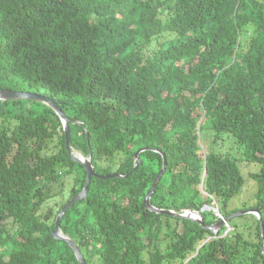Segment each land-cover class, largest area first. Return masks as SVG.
Wrapping results in <instances>:
<instances>
[{
    "label": "trees",
    "instance_id": "1",
    "mask_svg": "<svg viewBox=\"0 0 264 264\" xmlns=\"http://www.w3.org/2000/svg\"><path fill=\"white\" fill-rule=\"evenodd\" d=\"M0 90L56 103L71 150L48 106L0 101V264H78L51 236L85 183L72 155L96 176L59 231L86 264H264V0H0ZM141 148L159 153L137 165ZM162 154L151 206L197 211L203 226L143 203ZM243 162L260 166L248 176L263 229L246 214L213 233Z\"/></svg>",
    "mask_w": 264,
    "mask_h": 264
},
{
    "label": "water",
    "instance_id": "2",
    "mask_svg": "<svg viewBox=\"0 0 264 264\" xmlns=\"http://www.w3.org/2000/svg\"><path fill=\"white\" fill-rule=\"evenodd\" d=\"M23 99L24 100H26V99L37 100V101L41 102L42 104L48 106L50 109H52V111L58 116V118L60 119V121L62 123L64 136H65V148L69 153H71V150L69 148L70 128L68 125V120L65 117L64 113L62 112V110L60 109V107L56 103H54L52 100H50L48 98H45L43 96L36 95V94H31V93H27V92H17V91H11V90H0V101L23 100ZM147 150H151L153 152L159 153V151H157L155 149H148V148H141V149L137 150L136 153L134 154V161L137 162V165L140 164V160H139L140 154L142 152L147 151ZM72 160L83 165L85 175H86L85 176V183H84V186H83V189L81 190V192L79 194H77L75 197H73L72 199H70L62 207L60 212L57 214L56 219H55V226L51 230V236L56 240H63L69 245L70 249L72 250L73 254L75 255V257L78 261V264H86L82 254L80 253L76 244L73 241H71L70 239L63 237L59 231L60 221H61V218H62L63 214L65 213V211L67 209H69L71 206H73L77 201H80L86 197L87 190H88V187H89L90 182H91V178L93 176H96V174L93 170V166H92L90 157L89 158H82V157L77 156V155H72ZM166 165H167V162H166L165 155L162 154V167H161L157 177L153 181L150 189L146 193L144 200H143V203L145 204L146 208L149 211L154 212L156 214L167 215V216H171V217H177V218L191 220V221L199 223L200 225L203 226L202 218H201L199 212H197V211H193V210L187 208L182 212H176V211H171V210H161V209H157V208L151 206V204L149 202L151 194L153 193L160 177L162 176V174L166 168ZM136 167L137 166H135V168ZM116 177H118V175L113 174V175H106V176L101 177V178L102 179H110V178H116ZM205 209H208V207H203L200 211H204ZM215 211H217V209H215ZM246 214L254 215L260 220V217L258 215V211L256 209L247 210V211H243V212H239V213H234L233 215H231L227 218H224V219L220 220L219 222L213 224L212 226L209 227V229L213 233H216L217 230L222 225L227 223V221L230 218H232L234 216H240V215H246ZM260 227H261V231H262L263 228L261 225V220H260ZM262 237H263V234H262Z\"/></svg>",
    "mask_w": 264,
    "mask_h": 264
},
{
    "label": "rangeland",
    "instance_id": "3",
    "mask_svg": "<svg viewBox=\"0 0 264 264\" xmlns=\"http://www.w3.org/2000/svg\"><path fill=\"white\" fill-rule=\"evenodd\" d=\"M201 124H202V120L200 121V125ZM204 136H205V132H203L201 135L202 141H204ZM200 146L202 147V150L200 153H202L206 149V147H205V145H203L201 143H200ZM223 150H226V147H224ZM235 155H237V154L235 153ZM237 157H240V156L237 155ZM238 167H239L240 173L244 179V185H243L240 193L237 196L233 197L228 203L226 211L230 212L231 215H233L232 211H234V210H239L236 213L243 212L242 210H244V211L250 210V208L254 204L253 196L257 191L256 182L253 181L251 178H249L248 174L258 172L260 166L257 164H246L243 162V163L238 164ZM71 185H72V180L70 179L67 182H65V184H58L57 186H54L53 192H55L57 194H55V197H53L51 200H49L43 206L42 211L47 210L48 207H52L53 211L56 212L58 210V206L61 203H64L66 201L67 197L69 196V190H70ZM204 207H207V206H204ZM210 209L214 210V211L211 210L213 213H215V212L218 213V211H219L216 206L213 208L208 207V209H205V210H210ZM215 209H217V211H215ZM231 215H229V216H231Z\"/></svg>",
    "mask_w": 264,
    "mask_h": 264
},
{
    "label": "clouds",
    "instance_id": "4",
    "mask_svg": "<svg viewBox=\"0 0 264 264\" xmlns=\"http://www.w3.org/2000/svg\"><path fill=\"white\" fill-rule=\"evenodd\" d=\"M258 215H259V214H258ZM225 226H227L226 223H225ZM217 231H218V230H217Z\"/></svg>",
    "mask_w": 264,
    "mask_h": 264
},
{
    "label": "bare ground",
    "instance_id": "5",
    "mask_svg": "<svg viewBox=\"0 0 264 264\" xmlns=\"http://www.w3.org/2000/svg\"><path fill=\"white\" fill-rule=\"evenodd\" d=\"M83 167V166H82Z\"/></svg>",
    "mask_w": 264,
    "mask_h": 264
}]
</instances>
